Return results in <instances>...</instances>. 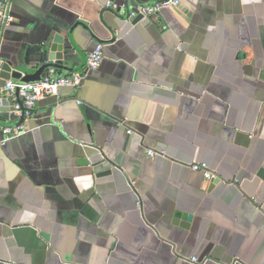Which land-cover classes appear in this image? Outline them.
<instances>
[{"label": "crops", "instance_id": "crops-1", "mask_svg": "<svg viewBox=\"0 0 264 264\" xmlns=\"http://www.w3.org/2000/svg\"><path fill=\"white\" fill-rule=\"evenodd\" d=\"M125 1L11 0L14 80L51 54L82 79L0 145V264H264V0H176L135 24L109 10Z\"/></svg>", "mask_w": 264, "mask_h": 264}, {"label": "built area", "instance_id": "built-area-1", "mask_svg": "<svg viewBox=\"0 0 264 264\" xmlns=\"http://www.w3.org/2000/svg\"><path fill=\"white\" fill-rule=\"evenodd\" d=\"M10 3L11 0H0V48L3 32L12 22V17L9 12ZM177 4L178 2L176 0H167L162 3H154L140 8L139 12L140 15L144 17L153 16L162 8L175 7ZM131 17H135V15L131 14ZM102 60V46L98 45L93 51L87 54L85 67L87 70H95L100 66ZM2 65L3 61L0 58V70ZM81 79L80 74L75 73L69 76L58 75L53 68H49L46 75L38 81L20 83V80L11 78L9 80H4L3 85L0 87V99L5 97L12 100L14 113H17L20 118L28 119L32 116L39 100L47 96L56 95L60 87L78 86ZM22 130L23 127L21 123L11 127L0 125V133L3 135V140L0 141V145L9 139L17 137ZM190 169L204 172V178L207 181L215 178V175L207 171L204 164L191 165Z\"/></svg>", "mask_w": 264, "mask_h": 264}, {"label": "water", "instance_id": "water-1", "mask_svg": "<svg viewBox=\"0 0 264 264\" xmlns=\"http://www.w3.org/2000/svg\"><path fill=\"white\" fill-rule=\"evenodd\" d=\"M150 4H142L138 0H126L122 5H115V7L111 10V13L116 17L118 20H126L131 22L132 24H135L142 20V15H140L139 9L149 6ZM131 14H134L135 17H131ZM56 43H61L62 38L56 37L55 39ZM60 50V49H59ZM61 58L62 55H59L57 58H53V55L51 54L50 60H55L56 63L54 64H47L44 65L34 76V78H24L20 79V83H27V82H34L39 80V78H43L45 75L43 73L44 70H47L48 68H54V67H61ZM41 74V75H40ZM0 78L3 80H9L10 78L13 79H19V75L16 73H11L10 67L3 63L2 68L0 70ZM1 106L5 109V111H8L9 102L5 97H2L1 100ZM12 111V109H11ZM23 118L20 119L19 124L22 123ZM219 180L215 179L212 181V183H217ZM192 216L189 214H184L180 217L175 218V221H173L174 224H181L182 227L187 228L188 223L191 221ZM186 222L185 224L181 223Z\"/></svg>", "mask_w": 264, "mask_h": 264}]
</instances>
